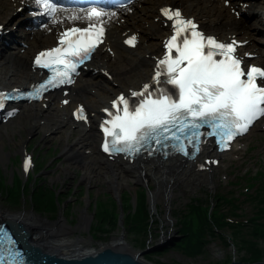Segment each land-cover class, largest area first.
Listing matches in <instances>:
<instances>
[{
  "label": "snow or ice",
  "instance_id": "snow-or-ice-1",
  "mask_svg": "<svg viewBox=\"0 0 264 264\" xmlns=\"http://www.w3.org/2000/svg\"><path fill=\"white\" fill-rule=\"evenodd\" d=\"M31 3L38 9L31 15L48 19L45 29L51 30L49 24L63 26L57 45L40 51L34 59V67L47 69L50 75L27 92L0 91V109L5 108L6 100H38L51 89L74 84L80 69L104 43L108 27L118 20V12L103 6L100 0H87L86 6H66L63 0ZM130 4L132 0L113 7L130 12ZM159 11L165 23L171 22V35L163 43L165 52L157 59L149 82L140 90L120 93L110 107L102 109L106 114L100 123L102 150L110 157L123 154L126 159L144 152L165 157L179 153L195 159L209 138H215L221 151L226 150L264 117V65L245 62L254 53L239 54L238 48L248 41L234 37L221 41L214 34H206L179 8L164 6ZM124 43L135 47L137 36H130ZM62 103L67 105L69 100ZM17 111L12 109L7 115ZM73 115L88 122L83 105ZM31 166V157H26V173ZM14 260L11 257L9 264Z\"/></svg>",
  "mask_w": 264,
  "mask_h": 264
},
{
  "label": "rangeland",
  "instance_id": "rangeland-1",
  "mask_svg": "<svg viewBox=\"0 0 264 264\" xmlns=\"http://www.w3.org/2000/svg\"><path fill=\"white\" fill-rule=\"evenodd\" d=\"M2 74L4 70H0ZM28 112L30 117L32 113ZM16 120H10L5 128ZM20 120L26 122L24 116ZM22 129L7 139L0 127L2 149L7 153V158L0 160V213L14 216L30 211L49 222L61 216L75 226L85 210L90 216L89 227H82L75 235L90 237L96 247L100 241L106 243L123 234L128 245L139 253L162 246L142 253L141 258L151 264L251 263L255 261H249L248 257L254 251L263 253L257 261H264V131L258 130L257 124L219 160L207 183L173 189L171 223L164 220L162 203L153 210L148 203V195L154 189L151 180L149 184L138 183L122 189L119 199L104 184L85 185L81 180L83 171L75 163L70 164L72 175L60 174L58 167L63 160L58 136L43 141L40 132L26 134ZM19 135L25 142V156L32 159V166L22 178L18 176L22 157L17 156L18 144L13 145ZM76 136V129L71 130L69 138ZM58 175L60 179L56 178ZM15 179L21 184L15 185ZM48 200H53L51 209L44 203ZM143 204L147 215L139 225L133 214L139 213ZM197 209L203 210L204 216ZM99 211L107 216H100ZM252 220L263 229V235L254 231ZM195 239L201 252H186Z\"/></svg>",
  "mask_w": 264,
  "mask_h": 264
},
{
  "label": "bare ground",
  "instance_id": "bare-ground-1",
  "mask_svg": "<svg viewBox=\"0 0 264 264\" xmlns=\"http://www.w3.org/2000/svg\"><path fill=\"white\" fill-rule=\"evenodd\" d=\"M160 1L140 0L143 13L140 14L137 10L134 12L135 16L140 20H150L157 13L156 7ZM178 1L181 3L183 12L196 14L204 29L223 35L236 33L240 37L248 39L246 48L257 53L256 58L253 60H264V48L259 42V37L261 36L260 14L263 0H229V5L235 6L239 13L238 19H235L233 13H229V9L224 7L222 0H214L213 2L208 0ZM244 1L249 3L248 6H242L241 2ZM12 10L11 1H0V20L7 27H10L9 23L13 24L21 18L20 13L12 14ZM245 16H248L249 19L245 20ZM155 25V23H151V26ZM135 26L136 24H133V27ZM16 29L19 30L18 27ZM154 29H156L154 32L150 29L143 30V37L147 39L145 48L140 46L138 49L136 46L134 50H128L120 45L116 27L111 24L106 32V38L114 48L117 60L111 61L108 56L97 51L94 60L90 64L101 61L102 65L110 70L112 81L110 82L101 77L97 72L86 71L83 84L78 81L74 84L73 90L75 94L72 96V100H79V97H81L88 105L90 111L97 114V107L102 105L110 95L118 91L119 87L125 89L129 85L136 86L140 81H143L149 75L151 66L150 61L143 58V53L158 45V41L155 40L156 36L166 33L163 27L157 26ZM35 36H38L42 42L36 41ZM50 41L51 34L35 31L32 38L28 41L27 48L22 53H18L19 47L16 45L14 47L17 49L16 51L8 47L0 50L4 54L1 57L2 65H0V70H4L5 76V79L4 76L0 77V85L5 86L7 85L5 84L6 82L10 83L9 85L25 84L35 79L37 77L35 73L31 76L27 74L29 54L31 55L36 48L47 45ZM87 87L93 88L94 94L87 93L85 91ZM67 108L57 109L53 104L47 107L50 112L46 113L44 111L38 116V104L29 103L28 105H22L18 112L19 115L17 113L14 117L17 118L15 124L8 126L7 129L2 126V136L11 139L14 134L20 132L21 128L26 134L34 132L37 135V132H40L43 141H49L53 136H58L60 141L59 150L63 160V165L58 167V170H61L60 174L64 176L72 175L73 171L70 164L75 163L83 171L81 180L85 185L104 184L107 190L116 195L117 198L122 189L138 183L144 184V182H147L149 184L151 180L154 189L148 195V203L152 210L157 204L162 203L165 210L164 220L167 222L172 221L169 216V210L170 201L174 196L173 189L179 187L194 188L201 183H207L210 180L209 177L211 178V175L217 169L219 160L225 158V152L216 154L214 147L207 142L202 146L200 154L189 161L181 160L177 155L168 156L166 159L154 157L136 159L131 163L121 159L108 161L96 150L99 135L95 130V121L90 124L88 129H83L79 124H76L77 136L69 138L71 130L75 128L72 127V129L70 124L62 118V115H66ZM28 111L32 113L30 117H28ZM21 116H24L25 123L24 120L21 122ZM263 119L264 117L261 120ZM2 136H0V160L4 161L7 158V153L2 149ZM15 144H18L17 156L19 158L20 156L24 157L25 142L23 137L19 135L13 145ZM234 144L232 143L230 148L234 147ZM211 161H216V163H210ZM201 164L204 167H200ZM19 174L18 176L22 178L21 167ZM59 177L60 175L56 178L60 179ZM4 218L8 219L7 231L10 236L8 224L16 221L25 229L33 232L34 237H28L29 241L38 243L47 252L64 258H79L92 255L105 248H116L120 252L136 254V251L128 245V241H125L123 234L114 237L106 243L100 241L96 247L92 245L93 242L90 237L85 238L75 235V232L82 227H89L90 216L85 210L81 211L78 223L75 226L69 225L61 216L57 220L49 222L30 211H22L14 214V216L3 212L0 213V219Z\"/></svg>",
  "mask_w": 264,
  "mask_h": 264
},
{
  "label": "water",
  "instance_id": "water-1",
  "mask_svg": "<svg viewBox=\"0 0 264 264\" xmlns=\"http://www.w3.org/2000/svg\"><path fill=\"white\" fill-rule=\"evenodd\" d=\"M18 224L16 221L9 223L8 229L13 241L18 243L17 246L25 252L24 262L26 264H151L141 258L142 253H148L162 247L155 246L146 252H136V254L120 252L116 248H105L92 255L79 258H64L47 252L42 245H36L29 241L28 237L31 238V234L21 224ZM174 240L176 241L177 239ZM167 243L172 242L167 241ZM224 264H264V261L260 260L251 263L230 261Z\"/></svg>",
  "mask_w": 264,
  "mask_h": 264
},
{
  "label": "trees",
  "instance_id": "trees-1",
  "mask_svg": "<svg viewBox=\"0 0 264 264\" xmlns=\"http://www.w3.org/2000/svg\"><path fill=\"white\" fill-rule=\"evenodd\" d=\"M15 181V185H18L19 184V182H20V184H21V181L20 180H17V179H15L14 180ZM13 181V182H14ZM45 204H46V206H48V209H51L52 208V206H53V200H48V201H46V202H44ZM102 210V209H101ZM197 211L199 212V214L201 215V216H204V212H203V210H198L197 209ZM4 213H6V212H4ZM8 213V212H7ZM6 213V214H7ZM103 214V215H102ZM99 215L101 216L102 215V217H106L107 216V214H104V211H103V213L101 212V211H99ZM146 215H147V212H146V210H145V208H144V204H143V207L141 208V210L139 211V213H134L133 214V216H136L137 218V221H139V225H141L144 221H145V219H146ZM252 226L254 227V231H258L261 235H263V229L262 228H260L259 227V224H257V223H255V222H253V220H252ZM254 235V234H253ZM200 245H199V242L195 239L193 242H191L187 247H186V252H191L192 254L193 253H197V252H201L200 251ZM249 249V248H248ZM252 251H254L253 249H252ZM262 255H263V253H258V252H255L254 251V253H253V255L252 256H249L248 257V260L249 261H257V260H259V259H261V257H262Z\"/></svg>",
  "mask_w": 264,
  "mask_h": 264
}]
</instances>
